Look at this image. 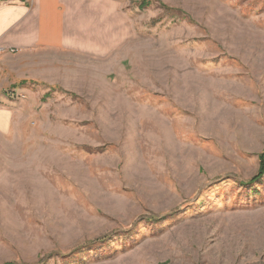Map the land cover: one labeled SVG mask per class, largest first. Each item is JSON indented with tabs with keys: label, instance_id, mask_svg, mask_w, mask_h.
Listing matches in <instances>:
<instances>
[{
	"label": "rangeland",
	"instance_id": "374dc122",
	"mask_svg": "<svg viewBox=\"0 0 264 264\" xmlns=\"http://www.w3.org/2000/svg\"><path fill=\"white\" fill-rule=\"evenodd\" d=\"M119 2L105 57L0 53V264H264V0Z\"/></svg>",
	"mask_w": 264,
	"mask_h": 264
},
{
	"label": "crops",
	"instance_id": "0c3cea01",
	"mask_svg": "<svg viewBox=\"0 0 264 264\" xmlns=\"http://www.w3.org/2000/svg\"><path fill=\"white\" fill-rule=\"evenodd\" d=\"M119 0L0 2V53L50 49L105 57L125 38Z\"/></svg>",
	"mask_w": 264,
	"mask_h": 264
},
{
	"label": "trees",
	"instance_id": "16d2710c",
	"mask_svg": "<svg viewBox=\"0 0 264 264\" xmlns=\"http://www.w3.org/2000/svg\"><path fill=\"white\" fill-rule=\"evenodd\" d=\"M4 0H0V2H2ZM20 1H23V0H20ZM264 174V148L261 150V152L258 154V169H257V172L254 176H252L250 178V182L252 181H255L259 178H261ZM2 264H12L11 262H4Z\"/></svg>",
	"mask_w": 264,
	"mask_h": 264
}]
</instances>
